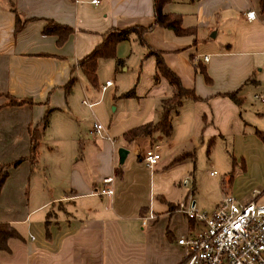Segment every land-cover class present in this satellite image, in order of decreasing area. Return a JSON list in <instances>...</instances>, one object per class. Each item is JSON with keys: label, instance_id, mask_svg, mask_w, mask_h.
I'll list each match as a JSON object with an SVG mask.
<instances>
[{"label": "crops", "instance_id": "0c3cea01", "mask_svg": "<svg viewBox=\"0 0 264 264\" xmlns=\"http://www.w3.org/2000/svg\"><path fill=\"white\" fill-rule=\"evenodd\" d=\"M90 1L0 0V166L7 172L0 222L20 236L8 240L9 252L0 251V264H178L183 251L176 239L195 228L178 203H188L191 187L196 206L199 185L189 165L197 144H205L206 155L211 142L229 144L239 167L234 178L231 171L224 174L211 205L200 203L208 209L196 208L211 210L224 194L264 205V102L254 98L264 93L258 0H181V11L171 10L168 0L162 11L178 14L181 27L193 29L186 35L154 24L153 0ZM249 10L252 20L245 17ZM48 22L71 29L62 42L42 32ZM149 26L143 44L130 33L116 44L113 58L98 59L96 86L89 84L77 63L109 30ZM149 51L159 53L198 99H182L168 136L155 131L128 142L122 134L157 122L160 102L172 91L162 76L154 80ZM129 89L131 96L119 97ZM76 94L103 126V137L89 134L94 120L82 130ZM7 96L30 103L9 105ZM46 112V128L31 141ZM154 143L159 159L147 167L141 154ZM119 147L127 150L121 164ZM183 153L189 155L173 162ZM187 174L191 181L183 186ZM240 182L252 187L251 195ZM103 188L111 195L100 194ZM149 213L154 219L143 225Z\"/></svg>", "mask_w": 264, "mask_h": 264}, {"label": "built area", "instance_id": "2783aa9c", "mask_svg": "<svg viewBox=\"0 0 264 264\" xmlns=\"http://www.w3.org/2000/svg\"><path fill=\"white\" fill-rule=\"evenodd\" d=\"M90 2L97 3L98 0ZM245 17L252 20L254 12L247 11ZM109 84V80L105 81L101 90ZM254 98L264 102V93L254 95ZM82 102L85 103L84 100ZM103 130L100 123L93 122L88 132L92 136L103 137ZM158 150L159 144L154 143L141 154L147 167L157 163ZM102 182L110 183L111 177L103 178ZM181 185H189V181L184 178ZM191 191L190 187L187 204L183 201L178 203V210L195 225L190 233L176 239V244L183 251L178 264H264V205L252 199L239 202L224 194L211 210H202L194 205ZM99 193L110 196L111 189L103 188ZM152 219L154 215L149 213L141 218V223L144 225Z\"/></svg>", "mask_w": 264, "mask_h": 264}, {"label": "trees", "instance_id": "16d2710c", "mask_svg": "<svg viewBox=\"0 0 264 264\" xmlns=\"http://www.w3.org/2000/svg\"><path fill=\"white\" fill-rule=\"evenodd\" d=\"M168 0H153V16L154 24L164 28L171 29L176 35L193 34V29L182 28L180 24V16L176 13H165L162 11L163 5ZM258 7L260 12L264 11V0H258ZM21 23L16 16V28H19ZM149 27H131L126 29H112L109 30L104 36L102 41L93 48L85 57L78 61V67L81 69L83 75L87 79L90 85L96 86L95 70L97 67V60L101 58H113L115 52V46L119 41L127 38L130 33H135L138 41L143 44L142 35L147 31ZM70 28L59 24L48 22L42 32L44 34H52L57 37V42L63 41L65 36L70 32ZM149 54L155 58V72L154 80L156 81L160 76L165 78L170 84L172 91L168 98L162 99L160 102V118L155 123H145L137 127L131 128L125 131L122 136L130 142L135 138L143 135H150L152 132L159 131L162 135L168 136L171 132V115L176 114L181 101L184 98L198 99L192 90L185 89L181 86V83L177 76L169 70L163 63L159 53L149 51ZM119 60H116V64ZM73 80H70L65 89L68 92L69 86ZM133 94L132 89L122 93L119 97H129ZM229 97L233 98L231 94ZM9 105H21L23 103H30L26 99H14L11 96H7ZM48 124V112L44 114L40 122L32 130L31 141H34L35 135H41ZM34 143L31 144V154H33ZM189 153H183L173 159V162L180 161ZM19 160L15 161L16 164ZM7 176V172L4 167L0 166V189ZM17 231L8 223L0 222V251L9 252L8 240L12 238H19Z\"/></svg>", "mask_w": 264, "mask_h": 264}, {"label": "rangeland", "instance_id": "374dc122", "mask_svg": "<svg viewBox=\"0 0 264 264\" xmlns=\"http://www.w3.org/2000/svg\"><path fill=\"white\" fill-rule=\"evenodd\" d=\"M169 8L174 11H181V0L173 1L171 0L169 4ZM106 73V72H105ZM105 79V76H104ZM90 90V89H89ZM82 98V94H76L74 96V101L77 104L76 113L83 116L84 120L82 121V130L85 131L87 128V125L90 124L94 119L92 118L91 114L88 112V109L82 105H80L78 102ZM102 99V98H101ZM109 100L108 93H105L104 97V103L106 111L108 113H112V105H107V101ZM93 122H97L94 120ZM194 160L193 163H190V171L193 172L196 180L198 181V192L193 193V199L195 200V204L198 207L207 208V206L211 205V195H214L213 192H218L220 190V180H222V177L227 175V171H231L232 178L235 177V173L237 172V168L239 167V164L237 163L235 166L233 165V157L231 153V148L229 144H226L224 142L216 141L211 142L209 154L206 155L205 153V144L199 145L197 144L194 149ZM131 155V153H130ZM210 156V159L212 163L208 164L207 159ZM130 157V156H129ZM234 166V167H233ZM237 167V168H236ZM191 174H187V176L182 177L186 178L189 181H191ZM228 178V175H227ZM224 178V183L227 185V179ZM181 179V180H182ZM236 179H238L236 177ZM239 183V188L242 190V192L247 193L251 195V186H245ZM205 204L207 206H201V204ZM208 209V208H207Z\"/></svg>", "mask_w": 264, "mask_h": 264}, {"label": "water", "instance_id": "95a60500", "mask_svg": "<svg viewBox=\"0 0 264 264\" xmlns=\"http://www.w3.org/2000/svg\"><path fill=\"white\" fill-rule=\"evenodd\" d=\"M127 154V150L123 147H119L117 149V162L118 164H121Z\"/></svg>", "mask_w": 264, "mask_h": 264}]
</instances>
